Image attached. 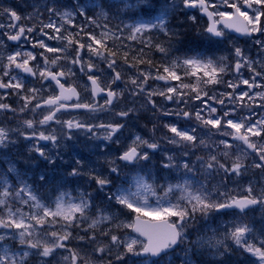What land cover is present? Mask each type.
<instances>
[{
	"label": "snow or ice",
	"instance_id": "snow-or-ice-1",
	"mask_svg": "<svg viewBox=\"0 0 264 264\" xmlns=\"http://www.w3.org/2000/svg\"><path fill=\"white\" fill-rule=\"evenodd\" d=\"M0 264H264V0H0Z\"/></svg>",
	"mask_w": 264,
	"mask_h": 264
}]
</instances>
